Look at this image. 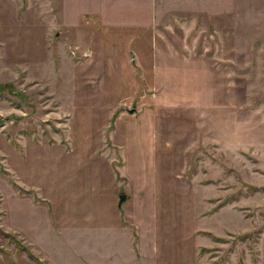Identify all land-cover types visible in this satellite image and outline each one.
Listing matches in <instances>:
<instances>
[{
    "label": "rangeland",
    "instance_id": "obj_1",
    "mask_svg": "<svg viewBox=\"0 0 264 264\" xmlns=\"http://www.w3.org/2000/svg\"><path fill=\"white\" fill-rule=\"evenodd\" d=\"M0 264H264V0H0Z\"/></svg>",
    "mask_w": 264,
    "mask_h": 264
},
{
    "label": "water",
    "instance_id": "obj_2",
    "mask_svg": "<svg viewBox=\"0 0 264 264\" xmlns=\"http://www.w3.org/2000/svg\"><path fill=\"white\" fill-rule=\"evenodd\" d=\"M123 199H124V196H119V202H122Z\"/></svg>",
    "mask_w": 264,
    "mask_h": 264
}]
</instances>
